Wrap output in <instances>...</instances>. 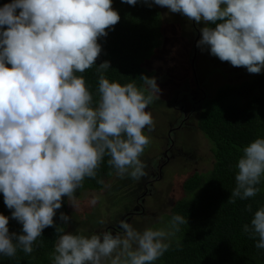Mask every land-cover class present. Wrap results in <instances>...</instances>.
<instances>
[{
    "label": "clouds",
    "instance_id": "1",
    "mask_svg": "<svg viewBox=\"0 0 264 264\" xmlns=\"http://www.w3.org/2000/svg\"><path fill=\"white\" fill-rule=\"evenodd\" d=\"M142 2L215 25L201 29L198 47L250 74L264 70V0ZM122 3L135 6L138 0ZM119 21L113 0H12L0 7V193L12 219L23 226V234L10 233L9 217L0 214V256L14 258L18 250L30 255L44 229L55 226L63 197L77 210V191L86 178L97 177L105 157L121 178L139 181L147 175L141 156L150 144L146 131L155 128L146 109L161 91L157 80L143 75L142 86L122 85L105 77L110 62L96 65L102 52L98 40ZM94 65L96 101L77 75ZM237 169L231 203L260 191L264 138L243 149ZM70 219L60 214L61 221ZM186 223L176 214L162 227L139 231L122 220L120 232L90 236L55 226L52 264H154ZM243 232L264 249V207Z\"/></svg>",
    "mask_w": 264,
    "mask_h": 264
},
{
    "label": "trees",
    "instance_id": "2",
    "mask_svg": "<svg viewBox=\"0 0 264 264\" xmlns=\"http://www.w3.org/2000/svg\"><path fill=\"white\" fill-rule=\"evenodd\" d=\"M11 2L0 0V7ZM113 8L118 11L120 21L106 30V37L98 40L102 52L96 65L110 62L111 67L104 73L110 81L122 85L135 81L142 86L139 78L149 77L144 65L162 46L160 11L142 0L135 6L113 0ZM96 65L82 74L77 73L85 78L94 101L99 99ZM204 101L208 104L200 111L197 126L212 144L213 168L207 173L196 172L185 180L186 196L164 216L160 227L176 214L184 216L188 224L180 226L169 251L154 264H264V249L256 247L258 238H249L243 232V226L250 224L254 213L264 207V178L257 185L260 191L255 197L229 202L243 149L257 138H264V72L238 85L221 86ZM107 159L98 169L97 177L86 178L76 195L83 190L104 189L116 173L108 166ZM62 201L54 217L55 226L62 222L60 214H67L68 198L65 196ZM249 205L251 211L247 210ZM12 211L0 193V214L9 217V232L21 235L23 226L12 219ZM55 226L44 229L30 255L18 250L14 258L0 256V264H52L58 235Z\"/></svg>",
    "mask_w": 264,
    "mask_h": 264
},
{
    "label": "rangeland",
    "instance_id": "3",
    "mask_svg": "<svg viewBox=\"0 0 264 264\" xmlns=\"http://www.w3.org/2000/svg\"><path fill=\"white\" fill-rule=\"evenodd\" d=\"M152 5L161 15L162 46L144 67L150 78H156L161 91L146 109L152 113L155 124L153 131H146L150 144L141 157L147 175L136 181L114 173L103 190L81 191L76 195L77 210L68 202L66 215L71 219L59 224L66 232L82 229L86 236L104 231L115 234L121 231L119 222L122 220L139 231L160 227L164 216L186 196L185 180L196 172H209L214 164L212 144L197 126L198 113L208 101L199 94L195 99L198 108L194 115L193 109H186L190 108L188 105L192 100L189 98V102H185V94L198 91L200 87L210 98L221 86L238 85L258 75L250 74L244 67L222 62L210 54V49L198 47L201 29L207 26L204 22L197 24L182 14ZM186 119L189 120L185 127L178 129ZM172 128L174 131L170 136ZM169 140L173 141L170 146ZM169 147L173 150L167 158L164 152ZM155 162L159 163L156 170L153 169ZM93 199L95 204H92Z\"/></svg>",
    "mask_w": 264,
    "mask_h": 264
},
{
    "label": "flooded vegetation",
    "instance_id": "4",
    "mask_svg": "<svg viewBox=\"0 0 264 264\" xmlns=\"http://www.w3.org/2000/svg\"><path fill=\"white\" fill-rule=\"evenodd\" d=\"M195 25V24H194ZM195 28H196V30L198 31L199 29L197 28V26L195 25ZM198 86H199V83H198ZM199 90L198 91H195V92H190V93H188V94H185V96H184V98H183V100L186 102H189V98H191L190 100H192V102H189V105L188 106H190V108H186V109H193L194 111H195V113H194V115L196 114V112H197V108H198V105H197V102H196V98H198V96H199V94H202V99L203 100H205V97L207 96V94L199 87L198 88ZM198 114H200V112L198 113ZM187 120H189V119H186V120H182V122L180 123V125H179V127H178V129H183V127H185V123L187 122ZM179 121H177V123H178ZM174 131V128H172V131H170V136H171V133ZM171 138V137H170ZM169 146L170 145H172V143H173V141L172 140H169ZM172 148H168L165 152H164V157H167L168 158V156H169V153L170 152H172ZM159 166V163H154L153 164V169L154 170H156L157 169V167ZM125 216H127L126 214H125ZM118 231V230H117Z\"/></svg>",
    "mask_w": 264,
    "mask_h": 264
}]
</instances>
